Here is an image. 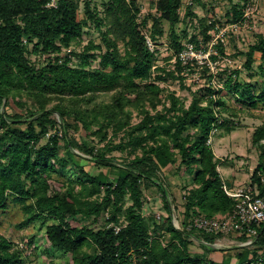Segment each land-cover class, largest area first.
Here are the masks:
<instances>
[{"label":"trees","instance_id":"trees-1","mask_svg":"<svg viewBox=\"0 0 264 264\" xmlns=\"http://www.w3.org/2000/svg\"><path fill=\"white\" fill-rule=\"evenodd\" d=\"M51 1L0 0V212L19 206L24 215L19 228L40 222L49 248L67 256L65 264H217L207 254L223 236L196 230L192 224L197 217L212 218L233 208V200L222 190L220 160L209 140L217 129L230 131L236 123L223 118L222 113L228 111L223 91L213 86L207 68L201 71L207 86L193 92L188 107L174 94L165 97L168 106L161 99L163 90L157 82L172 78L183 84L182 73L194 72L195 62L182 65L177 58L184 47L175 32L182 0H156V15L140 22L134 0H109L103 18L85 0L81 20L79 0H55V7L49 6ZM223 1L230 3L226 22H238L242 0ZM185 16L194 17L191 6L186 7ZM89 21L101 33L103 50L89 42L81 53L68 52ZM163 21L169 26L178 78L156 66L157 51L146 44L149 38L155 47L163 34ZM201 24L200 38L207 43L208 32L215 26L204 19ZM199 42L196 36L189 39L195 49L200 48ZM214 49L225 56L222 43L217 42ZM95 50L103 52L97 57L98 68L93 69ZM238 54L245 58L246 71L252 70L255 54L263 65L264 37L256 35L248 50ZM32 56L42 59L35 63ZM71 56L79 62L72 64ZM262 65L258 66V87L242 82L239 70L228 75L224 88L240 108H264ZM109 93L108 102H97L99 95ZM50 101L54 104L47 108ZM10 102L25 109L24 114H9ZM132 108L140 117L134 124ZM80 130L84 138L78 135ZM119 134L120 142L114 144ZM251 142L258 160L250 184L264 196V123L253 132ZM114 152L125 153L122 167L116 166L118 159L107 157ZM80 159L92 169L116 167L118 173L94 174L91 167L85 169L78 163ZM176 164L179 171L191 175V186L186 187L179 205V229L171 222L160 178L163 169ZM75 186H79L76 191ZM150 186L160 192L167 213L158 220L142 215L144 189ZM126 199L129 205L123 209ZM194 242L199 243L201 255L191 253ZM251 245L257 250L243 247L235 255V264H264L258 252L264 249V224L257 228ZM85 246L93 251H84ZM0 264H26L22 251L2 236ZM219 264H231V260Z\"/></svg>","mask_w":264,"mask_h":264},{"label":"rangeland","instance_id":"rangeland-1","mask_svg":"<svg viewBox=\"0 0 264 264\" xmlns=\"http://www.w3.org/2000/svg\"><path fill=\"white\" fill-rule=\"evenodd\" d=\"M91 6L96 7L99 17L103 18V10L105 4L109 0H89ZM242 0L240 4L242 5ZM84 2L85 0L78 1V18L81 20L84 17ZM138 5L140 12L137 16V22H140L143 17L147 15H156L155 3L156 0H134ZM238 2V0H233ZM192 7V13L194 17H186V7ZM257 10L252 17V26H244L237 30L230 27L226 22V13L230 10V3L223 0H182V6L179 10L180 23L175 27V32L179 37V41L183 45L189 43V39L196 36L199 42V49H195L194 59L196 61L193 65V73L185 70L182 75L184 77L183 84L178 79L167 78L165 82L157 84L163 90L161 99L168 106L167 95L174 94L184 105L188 107L193 98V92L203 89L207 86V82L202 78L201 71L203 68H207L213 75L212 84L216 89H222L221 95L226 101L227 112H223V118L234 121L235 126L232 130L226 128L217 129L211 136L209 143L215 156H217L220 163L218 165V171L222 179L228 183H231V177H234L235 182L240 184H249L251 174L257 165L258 151L252 145V134L264 123V108L258 106L256 109L246 110L240 108L234 101V98L224 88V83L227 80L228 75L233 70H239L241 72L240 79L242 82H251L256 87L259 86L261 78L259 75L258 66L261 64L259 54H255L254 63L251 71L244 70V56L238 54L244 53L248 50V47L252 45L256 40V35L261 34L264 37V0L257 1ZM205 20L207 24L213 23L214 29L208 32L211 36L207 43H203L200 38V31L202 30L201 20ZM151 20H148L147 28L151 27ZM255 28H254V27ZM106 27H101V31H105ZM162 36L157 40L155 44V51H157L156 66L165 68L166 71H172L174 76L178 78L180 74L175 68V53L171 46V40L169 38V26L168 23L162 22ZM223 40V43L220 42ZM89 42H92L95 46H102L101 33L92 22H87L84 28L83 34L80 40L75 43L69 51H74L76 54L81 53L83 48L87 46ZM220 42L223 44L225 56L217 54L214 49V45ZM119 51L123 52V46L121 43L118 44ZM103 50V48H102ZM103 51L95 50L94 54L96 58L91 63V68H98L97 58ZM72 57V64L79 62V58ZM211 57H217L215 61ZM42 59V58H41ZM37 56H32L31 61L37 63L39 60ZM194 64V63H193ZM264 69V63L262 65ZM152 76H156L155 70ZM252 75V77H250ZM224 88V89H223ZM112 94H101L97 98V102H108ZM25 101V100H22ZM54 101H50L47 104V108L52 107ZM203 105H205L203 103ZM161 109V106L158 107ZM132 112V124L137 123L140 117L137 115V111L133 108L130 109ZM7 112L12 114L13 112L24 114L25 109H21L14 105L12 102L9 103ZM235 116L232 117L231 115ZM55 118L59 119L57 115ZM78 135L82 138L85 137L83 131H79ZM113 140L114 144L120 142V137ZM105 142L102 143L99 148L103 147ZM62 146V143H61ZM62 149V148H61ZM62 151V150H61ZM60 151V153H61ZM82 159H87L88 156L74 151ZM107 157H114L118 159L116 162L117 167H122L120 162L125 158V153L114 152L107 154ZM79 164L84 165L85 169L92 170L94 174H102L104 176H115L118 173V169L115 168H94L89 162L77 160ZM194 170H192L193 172ZM55 176V175H54ZM58 178L60 183L64 182L61 177ZM161 182L165 186L167 193V200L171 209V222L174 226L181 227L182 213L179 205L183 193L187 191L186 187H190L191 175L190 173H184L182 170L177 169V164L169 166L161 171ZM65 183V182H64ZM59 188V185L56 184ZM66 189V186L62 187V191ZM79 189V186H75V191ZM129 205L128 199L125 200V209ZM142 215L145 218L157 219L167 216L166 211L163 208L162 196L156 187L150 186L148 189H144V202L142 208ZM24 219V215L19 206L10 205L9 209L4 212H0V236L11 241L20 251L26 259V264H65L67 256L62 255L59 252L52 251L49 248L48 243L44 239V228H41L40 222H34L29 226L19 228L20 224ZM176 221V222H175ZM167 237V236H166ZM241 239V240H240ZM33 240L30 244L28 241ZM246 241L241 237H222L218 239L215 244L212 245V250L207 254V257L212 261L224 257V262L229 259L232 260L231 264L236 263L235 255L243 250V247L248 248L250 251L257 250L252 245H242ZM239 247V248H236ZM84 251L91 253L93 247L85 246ZM191 253L201 255L203 253L198 242H194L190 249ZM227 252V253H226ZM259 254L264 259V249L258 250ZM227 255H224V254ZM217 264H219L217 262Z\"/></svg>","mask_w":264,"mask_h":264},{"label":"built area","instance_id":"built-area-1","mask_svg":"<svg viewBox=\"0 0 264 264\" xmlns=\"http://www.w3.org/2000/svg\"><path fill=\"white\" fill-rule=\"evenodd\" d=\"M257 1L243 2L240 20L235 23H228L230 27L237 30L244 26H252L251 20L258 7L256 6ZM49 6L55 7V0H52ZM220 42L223 43V40L220 39ZM146 44L149 50L154 49V45L149 38H146ZM194 50L195 48L191 43L184 45L183 49L177 54V58L182 65L196 61ZM222 190L228 198L233 200L232 210L227 214L212 218L197 217L193 220V228L207 234L223 237H244L246 241L242 245H251L253 239L257 236V228L264 224V196H261L257 187L255 185L251 186L250 183L230 187L223 182ZM157 219H159V216H157ZM174 227L179 229L177 226Z\"/></svg>","mask_w":264,"mask_h":264},{"label":"crops","instance_id":"crops-1","mask_svg":"<svg viewBox=\"0 0 264 264\" xmlns=\"http://www.w3.org/2000/svg\"><path fill=\"white\" fill-rule=\"evenodd\" d=\"M216 158H217V156H215ZM218 159V158H217ZM231 179H232V181H231V183H228V182H226V181H224L228 186H230V187H234V186H237V185H241L240 183H237V182H235V180H234V177L232 176L231 177ZM236 248H239V247H236ZM227 253V252H226ZM224 254V255H227V254ZM225 259H224V257H222V256H220L218 259L216 258L215 259V263H221L222 261H224ZM232 261V260H231Z\"/></svg>","mask_w":264,"mask_h":264}]
</instances>
